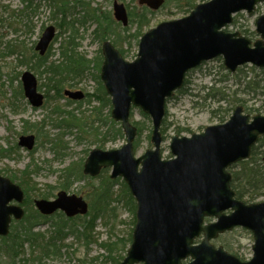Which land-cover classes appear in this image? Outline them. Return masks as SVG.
Listing matches in <instances>:
<instances>
[{
    "label": "water",
    "instance_id": "1",
    "mask_svg": "<svg viewBox=\"0 0 264 264\" xmlns=\"http://www.w3.org/2000/svg\"><path fill=\"white\" fill-rule=\"evenodd\" d=\"M164 2L138 0L152 10ZM262 2L198 3L187 16L162 21L146 31L133 61L126 60L110 40L103 43L100 76L111 96L112 117L121 122L126 142L120 148H93L83 172L95 177L110 168L111 178H123L137 201L132 242L120 264H264V202L248 204L237 199L228 170L251 156L252 147L264 135V114L250 118L239 105L225 123L207 126L191 136L175 134L170 143L173 157L169 159L162 158L160 130L167 99L183 86L190 69L217 57L223 58L232 73L247 63L264 68V14L256 19L260 38L254 42L239 31L225 30L234 14L246 11L253 15ZM113 14L123 26L128 25L124 3L114 0ZM55 35L54 25L45 28L35 47L40 55H45ZM21 80L30 104L41 107L45 95L39 91L37 76L26 70ZM64 94L74 100L85 96L81 90L66 89ZM132 107L141 108L153 123V147L139 157L134 152L138 129L130 120ZM35 142L34 134L19 138V145L28 150ZM24 198L22 187L0 173V236L9 234L13 219L23 218ZM35 205L44 215L62 211L73 217L89 211L82 195L65 190L53 199L36 198ZM206 218L216 220L206 223ZM238 226L253 233V256L247 261L211 242ZM201 235L203 239L195 243Z\"/></svg>",
    "mask_w": 264,
    "mask_h": 264
},
{
    "label": "rangeland",
    "instance_id": "2",
    "mask_svg": "<svg viewBox=\"0 0 264 264\" xmlns=\"http://www.w3.org/2000/svg\"><path fill=\"white\" fill-rule=\"evenodd\" d=\"M205 0L204 2H206ZM69 6L72 7L68 14V20H74L76 23L74 28L77 30V37L75 39V48L78 53H81L86 59L93 60L91 70L85 75H80L79 78L71 84H66L63 88L62 95H58L55 90L51 92L46 91L43 83L47 82V76L40 74L35 70L36 57L32 56L35 51V45L39 41L41 34L45 27L54 24L55 20L52 18V11L54 7H50L49 2L45 0H34V3H39V8L35 14L31 13L30 9L26 10L27 0H0V16L4 18L0 22V144L3 147H9L18 143L19 137L22 134L33 133L37 139L36 150L30 155L25 148H20L19 155L11 154V158H0V171L5 175H10L13 171L22 170L26 165L33 160L42 168V170L34 175L35 182L38 189L47 191L50 185H57L58 171L66 165L87 158L89 152L93 148L114 149L120 148L125 142L126 137L117 139L116 141H109L104 146L101 145L102 137L97 138L93 132H89L88 128L84 127V120L93 119V115L101 111V115L105 116L111 114L109 106H103L97 97L89 98L88 93H96L100 86L97 75L100 77V71L95 69L96 59L102 55V44L106 40H101L96 33L97 24L92 18L86 17L85 7L90 3V13L93 15V8L98 9V13L111 11L113 15L114 0H69ZM119 2L128 5L131 0H119ZM203 1L199 0L198 3ZM80 3V4H78ZM85 4L84 6L81 4ZM35 5H33L34 7ZM182 6L171 5L163 7L152 15L151 23L143 28V34L150 28L157 26L162 21H169L173 19L182 18L190 12H184ZM86 9V10H85ZM25 13H30L31 18L28 19ZM264 14V3L259 4L254 15H249L246 11H242L235 16V23L229 25L226 30L230 32L243 30L249 32L247 35L253 41L259 39L256 33L255 21L259 15ZM61 17V15H60ZM84 22H78L79 20ZM32 27H25L28 23ZM14 27L19 28L14 31ZM136 26H132L130 30L125 31L123 26L119 28L123 36L134 32ZM254 34H250L253 33ZM57 41L54 40L51 45L50 61H59L63 59L62 51L68 47V33L57 28ZM142 34V35H143ZM245 34V33H244ZM141 37V36H140ZM14 40L18 43L25 52V62H20L16 53L5 54L8 41ZM117 49L126 50L125 58L128 61H133L138 53V43L140 38L132 39L131 44L125 41H115V38L109 39ZM32 58V59H31ZM33 58H35L33 60ZM252 65H244L245 72H250ZM260 70V68H258ZM30 70L34 72L39 79V89L44 93L45 103L40 108L33 107L28 99L25 97L21 85V75L24 71ZM258 70V73H259ZM238 72V71H237ZM237 72L231 73L223 65V59L217 58L206 61L198 68L192 70L188 74V93H176L166 105V114L163 126L166 132L162 136L161 152L163 158H170L171 137L175 134L190 136L193 133L202 132L207 126L220 124L227 121L232 115L231 111L228 115L222 117L223 113L216 114L212 112L217 109L219 105L225 107V104L217 102L214 98H206V93L211 92L212 87L214 91H223L231 94L232 98L244 99L243 104L247 106L250 111H245L246 114L252 118L257 114H264V95H254L253 93L244 94L242 92L243 86H240L239 79L244 75ZM101 80V78H100ZM103 83V82H102ZM239 84V85H238ZM82 90L87 95V99L79 101L68 102L65 97V90ZM212 91V92H214ZM20 92H23L21 95ZM216 92V91H215ZM216 95H220L216 92ZM16 96V98H14ZM48 97H50L49 100ZM47 100V101H46ZM112 103V102H111ZM242 105V104H241ZM60 107L67 112L72 110L74 114L65 113L62 117L56 114L55 108ZM99 107V108H98ZM99 109V110H97ZM259 109V110H257ZM112 117V116H111ZM79 118V119H78ZM63 119L60 126L59 123ZM71 119V120H70ZM67 120L72 122L75 126L67 127L65 122ZM39 123L35 128L26 130L28 124ZM79 124L77 125V122ZM133 121V122H132ZM141 121L145 124V130L136 139L138 147L135 150L136 157L141 156L147 149L152 148L151 131L152 121L147 120L141 113L139 108L133 110V117L131 122ZM109 123V121H108ZM42 124V130H40ZM61 124V125H62ZM96 127V125H95ZM147 127V128H146ZM90 129V128H89ZM107 127L103 129L106 130ZM180 131V133H178ZM150 134V135H149ZM62 136V137H61ZM61 137L64 141L63 146L57 150L51 148L49 140ZM78 137L82 140L80 141ZM136 142V141H135ZM87 151V153H86ZM31 152V151H30ZM4 169L8 171L4 172ZM19 173V172H17ZM111 172L109 171V174ZM99 179H95L94 183H98ZM83 183H78L74 186L72 191L81 195H85L87 189H81ZM23 189V188H22ZM59 191L54 189L55 194ZM84 191V192H81ZM120 188H115V193H120ZM36 198L35 193H32ZM262 201V200H259ZM258 202V201H257ZM115 213L103 216L95 221L92 230V237L90 242H86L83 236L68 235L64 240L65 245L62 249V257L45 260V264H115L113 260H107L108 251L104 248V243L119 241L124 239L125 243L119 242L117 247H130L131 242H127L130 235L132 236L134 229V216L131 207L126 204L125 200L116 203ZM91 218V216H89ZM213 220V219H212ZM211 220V221H212ZM52 220L42 224L38 227L40 231H49ZM80 224V222H79ZM81 227V226H79ZM216 246H223L228 252L237 255L242 260H249L253 255L252 246L254 244V237L251 231L238 227L232 231H228L220 235L213 241ZM114 253L115 258L120 255H126L127 250L117 251ZM122 258L119 260L120 264ZM37 262H29L28 264H36Z\"/></svg>",
    "mask_w": 264,
    "mask_h": 264
},
{
    "label": "trees",
    "instance_id": "3",
    "mask_svg": "<svg viewBox=\"0 0 264 264\" xmlns=\"http://www.w3.org/2000/svg\"><path fill=\"white\" fill-rule=\"evenodd\" d=\"M28 4L26 5V10L30 9L31 13L35 14L39 8V3H34V0H27ZM49 2L50 7H54L52 11V18L55 20V25L58 29L62 31H67L70 33L68 35V47L62 51L63 59L59 61H50L51 55V46L48 49L47 53L43 56L39 55L37 52H34L32 56L36 57L35 64L33 65L34 69L39 71L40 74L47 76V82L43 83L46 87V91L49 93L52 90H55L58 95H62L63 88L66 84L73 83L76 78H79L80 75H85L91 70L90 63L93 60L86 59L81 53L76 51L75 39L77 37V30L74 28V20H68V14L71 11L69 6V0H45ZM199 0H166L163 7L176 5L182 6L184 12H190ZM205 1V0H201ZM80 4V3H78ZM83 6L85 4L81 3ZM33 5H35L33 7ZM128 15H129V25L123 27L125 31L130 30L132 26L135 27V31L129 33L127 36H123L119 28L121 23L118 22L111 11H105L104 13H98L97 8H93V15L90 13V3L85 6L87 14L86 17L92 18L96 21L98 37L101 40L115 38V41H125L128 44H131V40L138 39L143 34V28L148 26L151 23L152 15L155 14V11L150 10L147 6L139 5L137 0H131V3H128ZM61 15V17H60ZM25 16L30 19V13H25ZM4 18L0 16V22ZM79 20L78 22H84ZM235 23V21H234ZM25 27H32L28 23H25ZM19 28L14 27V31H18ZM242 33L249 35V32L243 30ZM250 33L251 35L254 34ZM58 33L54 40L57 39ZM57 41V40H56ZM52 45V44H51ZM121 53L125 56L126 50L120 49ZM16 53L19 57L20 62H25V52L22 47L14 42V40L8 41L7 49L5 54H14ZM3 54V53H0ZM32 59V58H31ZM35 58H33L34 60ZM103 58L100 55L96 59L95 69L100 71ZM250 72H245L244 68H239L237 76L240 73H244L239 79L240 86H243L242 92L244 94L253 93L254 95H264V69H257L255 67L250 68ZM259 70V73H258ZM100 86L97 89L96 93H88L89 98L97 97L101 101L102 105L109 106L111 108V98L108 96L105 87L100 80V77L96 76ZM189 80L186 78L185 86L180 89L179 93H188V88L186 85ZM238 84V85H239ZM211 92L206 93V98H214L217 102L225 104V107L219 105V107L212 112L217 114L223 113L221 118H224L225 115H228L233 111L237 105L243 104L244 99L242 98H228L231 94H227L225 90L217 91L220 95H216L214 87L210 88ZM214 91V92H212ZM1 92V88H0ZM23 95V92H20ZM47 97V96H46ZM16 98V96L14 97ZM48 97L47 100H49ZM46 100V101H47ZM68 102H72L68 100ZM99 108V107H98ZM112 109V108H111ZM61 110V111H60ZM99 110V109H97ZM246 111H250L247 106L245 107ZM259 110V109H257ZM55 111L60 113H69L74 114L72 110L64 111L60 107H56ZM144 117L149 120V116L141 111ZM225 114V115H224ZM133 117V112L131 114V119ZM79 119V118H78ZM71 120V119H70ZM109 121V123H108ZM28 127L26 130L33 129L39 123H30L26 121ZM63 119L59 123L60 126L64 124ZM164 123V122H163ZM62 124V125H61ZM66 126H75L72 122H65ZM79 121L77 122V125ZM134 124L138 127V136H140L145 130V124L141 121H134ZM86 129L88 128L89 132L99 138L102 137L101 145L104 146L109 141H116L124 137V132L121 127V123L116 122L111 114L105 116L101 115V111L93 115V119L90 120L87 118L83 123ZM96 125V127H95ZM107 127L106 130L103 129ZM90 128V129H89ZM147 128V127H146ZM40 130H42V124H40ZM166 132V128L162 127V133ZM180 133V131H178ZM150 135V134H149ZM62 137V136H61ZM57 137L56 139H51V148L56 149L59 153V149L63 146V139ZM81 138V137H80ZM78 137L80 141H82ZM138 138V137H137ZM165 138V136H164ZM38 139V137H37ZM138 147V141L135 142V150ZM20 147L17 143L9 147H3L0 144V158H11L13 154L19 155ZM87 153V151H86ZM12 154V155H11ZM30 153V155H32ZM84 158L74 161L62 169H59V175L57 180V185H50L47 191H41L38 189L37 183L35 182L34 175L38 174L42 168L38 166L33 160H31L24 169L13 171L9 177L12 180L18 182L25 190L26 197L24 200V206L26 213L21 220H16L11 225L10 233L7 236H0V264H28L29 262H37L36 264H45V260L48 258L55 259L62 257V249L65 246L63 244L64 240L68 235H77L83 236L86 242H90L93 233V226L95 221L103 216L111 215V212L115 213L116 203L121 200H125L126 204L131 207L133 214L136 210V201L132 196L127 184L120 178L112 179L109 174V168L103 169L101 174L96 178L89 177L83 173V163ZM8 169H4V172ZM229 171L232 174L231 188L234 190L236 197L246 203L257 202L259 200H264V135L261 136L253 146L251 157L249 159L240 161L229 168ZM19 172V173H17ZM7 173V172H6ZM8 176V175H7ZM95 179H99V182L94 183ZM78 183H83L81 189H87L86 194L84 195L90 202V210L87 215H78L75 217H67L61 211L54 213L53 215L47 216L41 214L34 205V199L32 193H35L36 197H45L50 198L55 196L54 189L58 188L59 190L72 191L74 186ZM115 188H120V193H115ZM84 192V191H81ZM91 216V218H89ZM52 220L51 229L48 231H40L38 227L46 222ZM80 222V224H79ZM136 219L134 216L133 223L135 224ZM81 226V227H79ZM90 239V241H89ZM132 236L128 238L127 242H131ZM119 242L125 243L124 239H119V241L104 243V248L108 251L106 256L107 260L115 261V264L119 263V260L123 257L120 255L118 258L113 257L114 253L117 251L128 250L127 247H117Z\"/></svg>",
    "mask_w": 264,
    "mask_h": 264
},
{
    "label": "bare ground",
    "instance_id": "4",
    "mask_svg": "<svg viewBox=\"0 0 264 264\" xmlns=\"http://www.w3.org/2000/svg\"><path fill=\"white\" fill-rule=\"evenodd\" d=\"M62 110L66 111L65 109H62ZM60 111L56 112V114H58V115H60L62 117L64 114L63 113H60Z\"/></svg>",
    "mask_w": 264,
    "mask_h": 264
},
{
    "label": "flooded vegetation",
    "instance_id": "5",
    "mask_svg": "<svg viewBox=\"0 0 264 264\" xmlns=\"http://www.w3.org/2000/svg\"><path fill=\"white\" fill-rule=\"evenodd\" d=\"M102 58H103V56H102ZM86 96V95H85ZM86 98H87V96H86ZM28 134H33V133H26V135H28ZM35 135V134H34ZM36 138H37V136H36ZM19 146V145H18ZM20 147V146H19Z\"/></svg>",
    "mask_w": 264,
    "mask_h": 264
}]
</instances>
